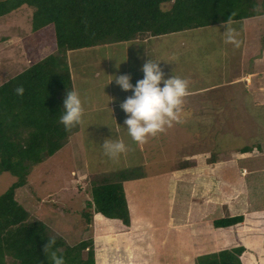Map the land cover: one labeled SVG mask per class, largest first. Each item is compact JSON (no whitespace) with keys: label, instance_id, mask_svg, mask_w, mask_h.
I'll return each mask as SVG.
<instances>
[{"label":"rangeland","instance_id":"1","mask_svg":"<svg viewBox=\"0 0 264 264\" xmlns=\"http://www.w3.org/2000/svg\"><path fill=\"white\" fill-rule=\"evenodd\" d=\"M258 1L261 3L262 0ZM169 6L170 3L162 4L164 9ZM31 12V8L24 5L0 16V83L23 71L51 50L52 34L46 33L50 30L45 29V36H37L32 30ZM262 15L248 22L259 29L257 39L264 43ZM243 22L233 20L214 23L174 33L147 38L139 36L126 42L68 51L66 57L71 90L80 94L83 117L67 137L65 145L52 156L32 166L26 184L16 190L15 197L28 211L30 218L45 222L49 234L61 236L68 243L92 238L95 264L98 249L110 261L109 264H196V258L200 255L196 256L197 245L193 239L197 241L198 235L193 237V228L179 229L176 225L167 233L165 230L154 229L152 225L160 222L158 220L178 222L184 216L191 219L199 214V209H194L191 199V196L199 195L194 176L181 178L180 181L175 179L172 185L170 182L167 184L166 179L172 180L171 176L177 178L175 174L178 171L175 169H184L182 166L195 161L194 165L184 170L194 169L197 175L204 170L205 159L209 160L216 153L225 154L224 164L235 188L241 186V183H249V188L252 187L249 193L251 206L264 208V172L262 169L249 172L253 169L252 165L264 168V161L254 162L251 157L244 159L243 154L240 158L233 153L241 151V147L250 152L257 145L264 152V143L258 144L261 137H264V113L256 111L262 107L255 106L254 99L245 93L226 96V89L230 93V87L223 86L224 81L234 73L232 77L242 75L252 61L250 57L240 56ZM226 24L233 32L232 42H226L223 38L222 31ZM149 57L160 60L158 63L165 77L172 74L188 80V94L183 98L179 118L171 123L169 129L156 133L153 139L147 137L145 143L138 147L136 156L135 141L127 132L115 131L121 133L126 150L114 158L109 157L101 147L103 140L96 139L95 122L99 124L100 119L94 116L97 112H104L101 123L106 124V119H109L112 128L123 123L124 117L119 119L122 110L119 104L131 94V90L124 91L114 79L109 80L112 74H128L134 84V81L142 77L140 66ZM261 76L262 73L255 70L254 77L248 78L251 81ZM99 81L105 82L103 89H94L93 86L97 87ZM217 82L219 84L214 85ZM108 85L109 94L106 92ZM241 85L238 83L233 86ZM260 90L264 92L263 87ZM102 96L108 97V100L112 97L114 103L106 99L107 103H102L104 105L100 107ZM240 98L243 107L239 104ZM178 127L182 131L177 130ZM255 151L252 154H257L258 151ZM242 167L248 170L246 175L240 174ZM120 171L133 175L128 182L124 181L127 187L125 196L130 215L129 226L124 227L118 220L106 219L98 213H93L92 221L87 223L80 211L89 199L90 182ZM137 176L143 178L132 181ZM148 176H152L149 177L150 181L146 178ZM13 179L14 176L9 172L0 173V193ZM242 189L246 193V189ZM181 191L185 192L187 198H183L184 193ZM130 198L136 216L129 208ZM168 198L170 204H167ZM160 202L162 208L157 207ZM186 207L190 210L185 215ZM162 214L167 217L162 218ZM254 238L251 235L250 244L260 242L264 252V237L256 236L255 242ZM238 244L242 245L240 242ZM126 247L132 251L135 262L128 257ZM244 252L254 257L253 264H259V253L254 249H245ZM114 258L120 262H113Z\"/></svg>","mask_w":264,"mask_h":264},{"label":"trees","instance_id":"2","mask_svg":"<svg viewBox=\"0 0 264 264\" xmlns=\"http://www.w3.org/2000/svg\"><path fill=\"white\" fill-rule=\"evenodd\" d=\"M164 3L170 6L164 9ZM22 5L32 10L31 25L37 36H43L45 29L52 31H46L52 34V45L44 57L0 83V173L14 176L0 193V264H52L51 252L62 255L64 264H95L92 238L68 243L49 234L47 224L30 218L15 197L16 190L26 184L30 168L61 149L76 129L74 125L66 130L58 119L63 98L71 90L67 52L262 15L264 0H0V16ZM18 85L23 86V95L14 92ZM131 178L127 171H120L92 180L89 199L80 211L85 221L91 222L92 214L98 213L129 226L123 182ZM129 203L136 216L131 198ZM241 221L243 215L238 214L212 223L227 227ZM246 247L259 253V264H264L258 242ZM126 249L134 259L130 248ZM244 250L238 244L200 255L196 264H253L254 257ZM109 263L98 249L97 264Z\"/></svg>","mask_w":264,"mask_h":264},{"label":"crops","instance_id":"3","mask_svg":"<svg viewBox=\"0 0 264 264\" xmlns=\"http://www.w3.org/2000/svg\"><path fill=\"white\" fill-rule=\"evenodd\" d=\"M261 16L263 15H257V16H252V17L242 19V21H244L243 22L244 25H242L243 38H242V42L240 43V49H239L241 53L240 56L243 55L246 57H250L252 61L249 62L250 65L248 64L247 70L242 72V75H235L234 77H232L235 74L234 73L228 80L224 81V85H223V86L230 87V93H227V89H226V92H225L226 96H228L231 93L239 94V92H240V95L243 93L248 94L250 95V99L252 98L254 99L255 106H264V92H261L260 90L261 87L264 88V71H262V68H264V43H262L260 40L257 39V35L259 36V33H260V32L258 33L259 29L254 26H251L248 21L259 19ZM5 41H8V40H5ZM242 67H244V65H242ZM255 70L262 73V76L260 77V79L256 78L254 80L253 78V80L250 81L248 76L254 77ZM103 77H107V76H103ZM108 77L110 78V76ZM91 83H95V81ZM104 83L105 82L99 81V83H96L97 87L93 85L92 86L94 89L101 88V87L103 89ZM238 83H241L242 85L240 87L233 86ZM217 84L219 83L218 82L214 83V85H217ZM220 84H223V83H220ZM106 92L107 94H109V85L106 88ZM85 95H86V92H85ZM95 95L97 96V94ZM106 99L108 100V97L102 96L99 100L101 101V104L97 101L100 104V107L104 105L102 103H107ZM108 101L112 102V104L114 103V101L112 100H108ZM239 104L241 107H243L241 98H240ZM115 107L116 105L114 106V108ZM261 109L262 108L256 111L260 110L262 113H264V108L262 110ZM92 110L93 108H91L90 106V111L92 112ZM104 115H105L104 112H97L94 116L100 119L99 124L95 122L96 124L95 125L93 123L95 126H97V129H95L96 139L99 141H102L104 139L105 140L121 139L120 137L121 133L115 132V131L119 130L120 132L122 131L126 132L125 126L118 123L119 127L112 128L113 126L111 122L109 121V119H106V124H102L101 120L104 119L102 118V116ZM122 116L125 118V113L122 112L121 110L119 113V119L123 118ZM170 127H171V124L166 125L163 131L169 129ZM177 130L182 131V128L178 127ZM163 131H160V132H163ZM167 136L169 137V135ZM149 137H151L150 139H153L154 135L149 136ZM161 138H163V135H161ZM143 143L138 144L137 142H135V146L137 149H134L135 151L134 156L138 154V147H140L141 146L140 144H143ZM262 143H264V137H261V139L258 142V144L260 145H262ZM241 148H242L241 151L233 152L235 154V157L236 156L240 157V155L243 154L244 156L242 157L244 159L247 157H251V161L254 160V162L259 161L260 163L262 162L261 160L264 161V152L260 149L259 145L256 146V150L258 151L257 154H252L256 152L255 148L250 149L251 150L250 152H246L247 149H243L244 147H241ZM212 156L210 157L209 160L205 159L204 170L198 172L197 175L194 169L189 170V171L184 170L186 167L194 165L196 163L195 161V163H192L188 166L187 165L182 166L184 169H180L181 167L178 169H175L178 171L175 174V176L178 175L177 178L171 176L172 180L166 179L167 184H169L170 182V185H172V182L175 179H178V181H180L181 178L187 179L188 176H194L193 178L195 179L194 180L195 187L199 195L191 196V199L193 200L192 203L194 205V209L196 208L199 209V214H197L195 217L191 219L190 217L184 216L182 220L181 219L178 220V222L180 223L167 222V219H165L167 216L164 217V215L162 214L163 215L162 218L165 219L164 222H162L163 220H158L160 222H156L154 223V225H152L154 229L157 228L158 230H165V232L167 233L168 231L175 228L176 225L179 226L177 227L179 229H185L186 227L193 228L192 230H195L193 231L195 233H192L193 237L195 238L196 235H198L197 241L193 239L194 240L193 242H195L197 245L195 249L197 251L196 256L201 255V254H207L209 252H217L221 249L231 248L233 246H236L237 243L239 242L242 243V245L246 247L248 243L249 244L251 243V235H254L255 237L254 242L256 241V236L261 237V238L264 237L263 235L264 234V223H261L262 219L260 218L262 217L259 216L262 212H264V208H257L255 207V205L254 207L251 206L249 193L252 192L251 191L252 187L249 188V183L247 184L241 183L242 184L241 186L235 188V186L232 183L233 179H230L229 177L228 168L224 164L225 163L224 158L226 157L225 154L216 153L215 158L211 159ZM218 156L220 158H217ZM251 168H253L249 171L251 173H254L255 171L257 170L259 171L261 169H262V172H264V168H261L256 165H252ZM242 169H244V167H242ZM247 171L248 170H245V173H242L240 171V174L246 175ZM149 177H152V176L146 177L150 181L151 178ZM142 178L137 176V177H134L132 181L136 179L140 180ZM125 182H128V180H126ZM125 184L126 183L123 182L124 191H125V194H127V187ZM182 187H184V185H182ZM241 187L246 189V193L244 189H242ZM181 192L184 193L183 198H187L185 192L184 191H181ZM169 200L170 199L168 198L167 204H170ZM161 206H162V202H160L157 207H161ZM192 207L193 206H191V210H192ZM129 208H130V203H129ZM185 210H186V213H185L186 215L188 210L190 209L189 207L188 209L186 207ZM238 214L243 215V221L236 223L234 225H231V226H227V227H214L213 226L212 222L214 219L234 216ZM171 218L173 219V217ZM262 222H264V220ZM246 240L248 241L247 244H246ZM245 249H248V248L246 247Z\"/></svg>","mask_w":264,"mask_h":264},{"label":"clouds","instance_id":"4","mask_svg":"<svg viewBox=\"0 0 264 264\" xmlns=\"http://www.w3.org/2000/svg\"><path fill=\"white\" fill-rule=\"evenodd\" d=\"M222 33L226 42L234 41L233 32L228 25ZM158 61L160 60L150 57L146 59L140 66L142 77L134 84L128 74H112L109 80L114 79L124 91L131 90V94L120 102L119 107L125 113L122 125L125 126L127 135L138 144L143 143L147 137L163 131L166 125L177 120L183 98L188 94V80L172 74L165 77ZM14 92L23 95V86L18 85ZM61 108L58 119L66 130L81 123L84 109L77 91L67 90ZM101 147L107 156L113 158L126 150V145L121 139H104ZM241 172L245 173V169ZM50 243L51 241H48L44 245L45 251ZM50 256L52 264H64L62 255L58 256L55 252H51Z\"/></svg>","mask_w":264,"mask_h":264}]
</instances>
